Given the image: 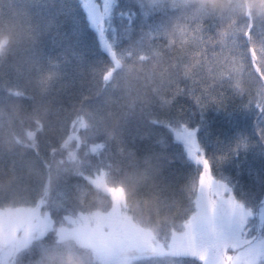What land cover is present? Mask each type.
Masks as SVG:
<instances>
[{"label":"trees","instance_id":"obj_1","mask_svg":"<svg viewBox=\"0 0 264 264\" xmlns=\"http://www.w3.org/2000/svg\"><path fill=\"white\" fill-rule=\"evenodd\" d=\"M197 24L213 39L219 31L239 30V48H203L214 70L222 71L225 59L248 64L244 32L251 28L256 37L264 14L221 16L191 0H117L109 32L114 60L80 0H0V209L40 210L51 222L44 235L12 254L11 264H37L57 229L113 209V196L96 177L123 196L124 215L168 247L193 214L192 184L202 170L188 160L169 120L196 130L213 177L231 180L234 195L245 194L259 222L264 144L258 138L264 118L258 119L256 104L264 98L247 67H239L233 81L252 94L249 108L233 97L227 79L209 89L223 93V105H196L189 92L200 95V86L186 73L203 76L209 66L196 63L202 46L190 29ZM86 248L94 249L80 242L74 250ZM129 264L201 262L161 249Z\"/></svg>","mask_w":264,"mask_h":264},{"label":"snow or ice","instance_id":"obj_2","mask_svg":"<svg viewBox=\"0 0 264 264\" xmlns=\"http://www.w3.org/2000/svg\"><path fill=\"white\" fill-rule=\"evenodd\" d=\"M80 2L89 24L99 35L102 49L115 60L109 32L114 29L112 20L117 0H102V2L100 0H80ZM120 15L124 14L120 13ZM131 15L129 13V23H131ZM239 34V30L236 29L230 32L219 31L213 39L205 36L199 24L190 29L192 38L198 40L202 46V50L196 53V63L209 65L203 76L186 73L193 84L200 86V95H196L191 90L189 94L193 96L196 105L201 110L205 109L209 103L224 104L223 93L217 92L213 95L209 89L223 86L225 79L230 81L228 88L233 97H241V106L244 108L251 106L252 94L247 93L239 81H233V73L239 67H247L249 75L257 81L259 97L264 98V56L257 55L258 50L264 53V29L260 30L256 37L253 36L251 28L244 32L245 42L248 45L247 51L250 53L247 65L241 64L236 58H232L231 64L225 59L224 64L220 65V68L224 70H214L216 65H212L203 53V48L212 43H218L222 52L226 47L239 48L241 44ZM228 41H231L230 45ZM116 62L119 61L116 60ZM217 64H219L218 60ZM181 91L180 88L176 89V93ZM246 93L249 96L248 104L243 103ZM256 108L259 109L258 119L264 118V102H258ZM158 123L164 124L165 122ZM168 124L174 125L172 131L175 139L183 145L188 160L196 166H202L198 175V184L196 182L192 184L196 192L194 211L184 223V232L179 240L181 248L199 260L201 264H264V200L260 201L259 222L257 223L253 208L249 207L245 200V194L241 193L238 198L234 195L235 185L231 180L215 179L211 174L210 160L204 155V149L197 139L196 130L190 129L186 122L181 120H169ZM258 142L264 144V128L260 129ZM239 147L238 141L237 148ZM233 154H238V151L234 150ZM220 208L232 214L247 217V222L243 227L227 222L218 215ZM230 250L232 254H229Z\"/></svg>","mask_w":264,"mask_h":264},{"label":"rangeland","instance_id":"obj_3","mask_svg":"<svg viewBox=\"0 0 264 264\" xmlns=\"http://www.w3.org/2000/svg\"><path fill=\"white\" fill-rule=\"evenodd\" d=\"M104 191L111 194L115 205L109 213L83 216L74 227H63L78 240L102 254L106 248L118 250L107 264H129L131 260L147 253H167L189 255L179 245L182 234L174 238L168 247L155 240L154 234L142 229L122 212L123 196L108 188L102 177L93 180ZM227 211L218 210L224 216ZM51 227L49 215L30 208L0 209V264H11L10 257L38 236L44 235ZM176 242L175 244L173 242Z\"/></svg>","mask_w":264,"mask_h":264},{"label":"clouds","instance_id":"obj_4","mask_svg":"<svg viewBox=\"0 0 264 264\" xmlns=\"http://www.w3.org/2000/svg\"><path fill=\"white\" fill-rule=\"evenodd\" d=\"M191 3L197 7L210 5L213 11L221 16L233 13L240 15L264 14V0H191ZM2 51L3 43L0 42V52ZM127 195L128 191L125 189V199ZM223 218L239 227H243L247 222V217L228 211ZM79 244L78 238L67 229H57L49 249L41 253L37 259V264H107V261L118 253V250L113 247L106 248L102 254H98L95 249L88 248L83 253H78L74 249ZM61 249L63 250L62 254H60Z\"/></svg>","mask_w":264,"mask_h":264}]
</instances>
